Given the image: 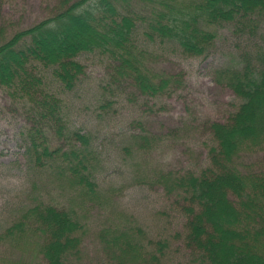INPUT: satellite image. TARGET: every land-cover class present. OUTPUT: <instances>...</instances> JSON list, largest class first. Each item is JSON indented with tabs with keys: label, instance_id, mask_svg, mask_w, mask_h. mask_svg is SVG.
<instances>
[{
	"label": "trees",
	"instance_id": "1",
	"mask_svg": "<svg viewBox=\"0 0 264 264\" xmlns=\"http://www.w3.org/2000/svg\"><path fill=\"white\" fill-rule=\"evenodd\" d=\"M67 3L56 5L46 19L15 32L0 24V87L12 103L25 107V154L37 172L33 203L0 233V240L17 253L14 264H71L70 256L78 254L82 243L81 211L103 198L95 177L99 147L94 148L91 133L69 123L64 101L48 89L41 67L60 86L73 89L85 71L77 57L99 52L108 57L119 80L141 95L156 96L171 91L180 80L153 68L148 52L139 50L134 35L139 22L149 40L172 42L186 55L201 56L212 48L218 28L250 34L264 20V0ZM131 7L144 13H134ZM77 37L83 40L76 41ZM215 81L230 88L243 103L226 122L207 124L213 136L209 167L200 174L152 168L145 175L136 171L134 178L163 187L167 194L180 193L189 203L184 205L188 214L185 240L203 252L207 264H231V259L246 251L249 255L245 253L237 264L245 258H249L246 264L256 260L264 264V169L253 170L245 163L249 153L264 151V41L255 51L231 54L215 72ZM128 141V151L142 155L152 143L143 134ZM47 177L67 192L60 200L40 193L38 184ZM141 232L133 220L105 226L101 234L106 254L116 255L119 264H134L138 256L131 253L137 251L143 254L140 261L159 264L167 241H157V251L145 253ZM232 240L237 243L227 246Z\"/></svg>",
	"mask_w": 264,
	"mask_h": 264
},
{
	"label": "rangeland",
	"instance_id": "2",
	"mask_svg": "<svg viewBox=\"0 0 264 264\" xmlns=\"http://www.w3.org/2000/svg\"><path fill=\"white\" fill-rule=\"evenodd\" d=\"M151 4L150 1L148 5ZM56 5L69 4L67 0H0V24L15 32L46 19ZM131 10L139 15L144 13L137 7ZM143 31L139 22L134 33L136 45L148 52L150 65L180 80L167 93L141 95L128 82L119 80L110 69L108 57L99 52L77 57L85 71L73 89L60 86L49 70L40 69L48 89L63 99L69 123L91 133L94 148L99 147L101 152L95 163V177L103 198L81 211L82 243L78 254L70 256L71 264H119L116 255L106 254L101 232L112 222L125 219L139 225L145 253L155 251L157 241H167L159 264H207L203 252L188 246L185 240L188 214L184 205L189 203H185L180 193L167 194L163 187L134 176L136 171L145 175L151 172L149 169L161 167L200 174L209 167L213 136L207 124L226 122L243 103L230 88L216 83L215 72L231 54L255 51L264 41V20L250 34L218 28L212 48L201 56L186 55L172 42L151 41ZM80 40L83 39L77 37L76 41ZM26 120L23 103H12L7 91L0 87V233L33 203L31 193L37 172L25 154ZM135 134L152 140L145 155L126 148ZM246 158L245 163L253 170L264 169V151L251 152ZM38 189L42 195L54 197L52 200H60L67 193L48 177L41 180ZM232 243L237 241L232 240L227 246ZM245 253L249 255L246 251L230 263L237 264ZM131 254L138 256L139 261L134 264H157L140 261L143 254L137 251ZM15 256L17 253L9 243L0 240V264H14ZM254 264L260 263L256 260Z\"/></svg>",
	"mask_w": 264,
	"mask_h": 264
}]
</instances>
